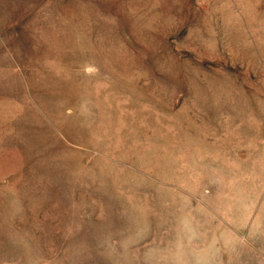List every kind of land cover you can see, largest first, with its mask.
<instances>
[{
    "label": "rangeland",
    "instance_id": "obj_1",
    "mask_svg": "<svg viewBox=\"0 0 264 264\" xmlns=\"http://www.w3.org/2000/svg\"><path fill=\"white\" fill-rule=\"evenodd\" d=\"M0 264H264V0H0Z\"/></svg>",
    "mask_w": 264,
    "mask_h": 264
}]
</instances>
